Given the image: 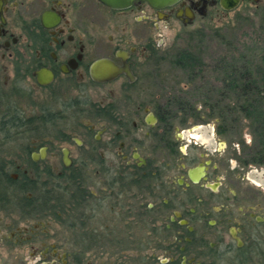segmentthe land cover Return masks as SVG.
I'll return each instance as SVG.
<instances>
[{"label": "flooded vegetation", "instance_id": "af4514ba", "mask_svg": "<svg viewBox=\"0 0 264 264\" xmlns=\"http://www.w3.org/2000/svg\"><path fill=\"white\" fill-rule=\"evenodd\" d=\"M238 1L0 0L4 264H264V181L172 112L161 52L163 30L264 2Z\"/></svg>", "mask_w": 264, "mask_h": 264}, {"label": "rangeland", "instance_id": "374dc122", "mask_svg": "<svg viewBox=\"0 0 264 264\" xmlns=\"http://www.w3.org/2000/svg\"><path fill=\"white\" fill-rule=\"evenodd\" d=\"M162 34L160 38L165 41V46L161 52L169 58L163 70L169 82L177 84L180 89L177 96H170L174 97L171 100L172 112L179 118L189 119L187 123L201 120L207 122V126L211 122L215 128L219 127L214 134L224 136V140L229 142L226 150L234 159V170L247 171L246 176H260L264 181V154L257 155V148L264 147L260 145L264 144V139L258 135L260 128L253 121L242 118L229 120L223 125L217 117L226 105L232 106L234 103L231 101L238 99L231 87V84L236 85L235 81L239 82L234 71L240 72L243 65L249 64L253 67L250 69L257 72L258 84H264V2L209 19L206 25L199 22L194 26H179L175 30H163ZM220 93L231 94L232 100L217 99ZM184 104L188 108L182 111ZM226 127L229 131L221 134ZM19 146V143L0 142V167L15 161L13 154L18 153ZM59 229L58 223L44 227L48 230L47 243H60ZM89 259L91 257L86 255V264ZM6 260H9L8 254L1 258L0 264Z\"/></svg>", "mask_w": 264, "mask_h": 264}, {"label": "trees", "instance_id": "16d2710c", "mask_svg": "<svg viewBox=\"0 0 264 264\" xmlns=\"http://www.w3.org/2000/svg\"><path fill=\"white\" fill-rule=\"evenodd\" d=\"M250 68L253 67L247 64L239 69L240 72L234 71L239 76V82L235 81L236 85L231 84V87H233L232 89H234L235 94H237V100L234 99L231 101V94L229 93H220V96L218 95L216 97L217 99L220 98L223 99V101L229 100L234 103L232 106L226 105L223 112H219L220 114H217V117L222 121L223 125L225 122L227 123V121L232 119L237 120L242 118L251 120L254 122L255 126L260 128L258 130L260 131L258 135L264 139V84H258L257 76L255 75L257 72ZM227 131H229L227 127L223 128L221 134ZM260 145L264 144L260 143ZM259 148H257V155L264 154V147L260 146Z\"/></svg>", "mask_w": 264, "mask_h": 264}, {"label": "water", "instance_id": "95a60500", "mask_svg": "<svg viewBox=\"0 0 264 264\" xmlns=\"http://www.w3.org/2000/svg\"><path fill=\"white\" fill-rule=\"evenodd\" d=\"M100 1L112 8L124 9L129 7L132 4V2L135 0H100ZM147 1H149L153 6L157 8H165L167 6L175 5L181 0H147ZM236 1L237 3L239 2L238 0Z\"/></svg>", "mask_w": 264, "mask_h": 264}]
</instances>
